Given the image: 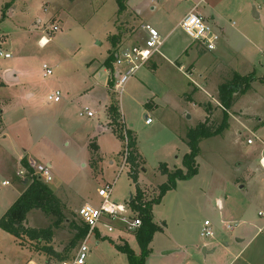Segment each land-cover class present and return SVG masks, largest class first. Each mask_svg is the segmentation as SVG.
Wrapping results in <instances>:
<instances>
[{
	"label": "rangeland",
	"instance_id": "obj_1",
	"mask_svg": "<svg viewBox=\"0 0 264 264\" xmlns=\"http://www.w3.org/2000/svg\"><path fill=\"white\" fill-rule=\"evenodd\" d=\"M42 2L47 4V13L42 11ZM32 3L31 9H28L27 5L22 3V0H16L15 4L21 9V14L15 15L12 19L7 17L5 9H3L4 13L0 12V32H10L11 34L5 35L7 41L2 47L8 48L12 54V58L0 57V67L15 63V65L27 66L30 69L37 70L39 73L35 75V83L42 85L45 89L53 85L52 79L57 71L61 70V67H64L66 63L71 65V62H68L70 58L83 62L85 67L92 63L91 69L95 66L100 67L97 63L105 58L107 49L111 45L114 46L113 44L118 43L115 44L117 47L115 50H117L119 47L128 44L127 39L134 43L138 42L142 38V35L137 34L139 24L141 22L155 23L153 19L159 16V12H151L150 9V6L156 5V3H151L149 0H137V5L134 7L133 24L127 28L125 22L122 21L129 20L128 13H125L126 16H124V13L118 10L116 0H32ZM166 5L170 8L168 22L161 26L155 23L157 30L163 37L167 34L160 47L162 51H165L166 47L172 48L170 44L173 40L190 42L189 37L180 28L170 34H168V30L173 28L177 18L190 7L191 1L167 0ZM254 8L260 12L259 17L255 16ZM220 10L224 18L222 23L214 25V28L216 27L220 31L221 39L223 36L232 47L239 49L240 53L244 52L246 57V60H242L240 56H236L234 59L230 57L221 59L227 65L239 62L241 59L242 63L236 65L240 72H246L250 63V68L255 70L253 78L258 80L260 78L259 74L264 73V0H225L220 6ZM58 11L60 15L57 19L58 24H56L58 29L52 30L54 22L50 19L53 12ZM36 18L42 20L43 23L37 24L35 22ZM211 24L215 23L211 22ZM239 28L250 39L244 46H241L243 40L240 37ZM124 31L127 32V35ZM42 34L50 39L41 43L39 37ZM192 52L193 50H188L189 54H183L180 61L184 63L186 57L189 60ZM215 54H218L217 50L207 51L203 54L199 61L195 63L192 72L187 71L186 68L180 69L177 65L165 66L163 64L158 67V71L155 73L151 69L152 67L144 66L143 69L148 71V76L140 77L141 69H138L127 81L123 94L121 96L115 94L119 110L122 109L125 118L133 123L137 145L144 158L145 171L141 170L144 181L156 185L157 182L163 180L157 170L164 161H168L171 166L176 164V167L178 166L186 171L182 159L184 152L187 151L186 153H188L190 149L185 143H180L176 131L182 130L187 122L185 119L187 114H184L186 108L188 114L192 115L191 120H188L190 123L197 122L198 118L202 117L201 109H203V106L198 101L206 98L204 91L193 92L192 98L187 97L192 92L193 85L191 82L196 83L197 80L199 81L198 77L201 72L204 71L209 76V88L206 90L210 95L214 94V91L210 88L218 80L217 75H219V72L216 73V71L223 69L220 60H214ZM16 61H20V63ZM43 63L52 68L53 74L51 76L42 77L41 68ZM57 63H61L60 69ZM222 78L227 80L225 76ZM131 87L134 89L133 94L136 95L137 101L129 99V94H131L129 89ZM257 87L264 95V84H258ZM40 93L36 96L41 103L39 101L37 103L39 108L44 106L42 104H45L47 95L45 91ZM147 102H150V104L146 105ZM90 106L89 108L96 110L95 106ZM154 106L158 109L149 110ZM144 108L150 111H147L149 114L145 113ZM195 108L199 112L195 113ZM84 109L87 110L88 107H84ZM90 111L92 110L90 109ZM97 113L101 114V111L98 110ZM145 114L152 119L155 118L153 123L148 126L144 124ZM32 115L30 111L25 121L27 126L29 124V132L24 129L25 127L21 129L23 134L22 147L31 144L36 135L40 133L38 122ZM86 119L82 116L75 121L78 124V129L86 125ZM249 123L253 125L255 119L252 118ZM257 128L264 130V120L258 124ZM31 134L35 136L33 139ZM173 134L176 138L173 137ZM246 134L244 133L238 140H235V146L228 139V136H218L217 134L212 135L213 137L202 138L199 141L198 145L201 151L195 157V161L197 158L196 173L198 172V175H195V173L186 179H176L175 186L167 191L162 202L153 208L156 221L159 223L165 222V232L156 235L153 247L155 248L153 254L156 255H151L152 251H150L145 264H148V260H150V264H214L218 262L216 256L218 254L221 256V251H225V247L221 244L222 241L231 240L237 230L235 228L228 231L220 227L218 210L213 201L208 205L205 202L204 209H200L204 198L203 191L208 192L210 188L211 191L217 190L220 185L222 188L225 185L224 190L227 195L232 197L231 199L236 202L245 200V190L237 188L234 182L235 178L244 174L243 170L237 167V163L243 162ZM248 136L251 137L250 134ZM70 144L72 145L73 141ZM75 144L77 150H75V156H71V159L63 156L56 157L54 159L55 164L50 168L52 179L48 183L60 197L64 217L59 226L53 227L51 239L49 241L29 239L25 235L14 237L0 227V264H25L27 260H33L36 264L45 261L56 262L57 256L44 249L48 245L53 248V251L60 252L67 258L71 257L80 240L70 246L71 238L75 233V229L71 227L70 222L74 221L76 224L81 225V220L77 216V208L84 202V200L74 195V190L79 189L82 195L89 196L91 199L89 202L93 204H97L100 200L97 189L106 185L111 184L109 199L116 203L124 204L130 193L134 191L135 182L127 173V164L119 171L121 157L100 153V156L98 154L94 156L90 164L87 159L88 154L85 145L82 146L81 140L75 142ZM257 146L258 143L254 142L250 147L252 153L248 152L249 156L250 154L252 156L253 165L256 166L261 164L260 157L264 156V151L261 154L256 151ZM41 147L42 145L39 143L36 149H41ZM111 159L114 160L112 164L110 163ZM36 160L41 159L36 157ZM35 162L47 164L45 161ZM83 162L85 165L81 164ZM212 167L216 169L215 177L211 175ZM11 176L14 175H9L6 170H0V216L15 201L19 190L24 186L21 182L13 181L14 178ZM2 179L12 180L11 184L2 185ZM158 192V185L147 188L146 197H154ZM255 215L258 217L256 211ZM56 217L55 214L47 215L42 210L34 208L26 214L23 223L25 226L36 228L47 227ZM204 219H209L212 224L214 237L211 239L210 237H202L199 234L200 226L197 227V224L202 223ZM109 223L114 226L112 231H108L107 227L101 223L97 226L99 237L93 233L87 240L89 264H128L126 253L116 248L117 244L123 242H127L133 251L138 252L139 247L135 240V234L130 230L122 229L116 221H110ZM168 237H171L176 244L180 245L175 246V243L169 242ZM207 241L217 243L218 249L213 253L204 255L201 246ZM233 241L232 239L229 249H239L242 246V243L235 244ZM260 241L264 242V238L254 240L246 251V254L255 259L256 264H264V258L259 257ZM162 246L165 247L161 252L174 250L175 248L176 251L159 254L160 251H157V249ZM255 252L257 256H255Z\"/></svg>",
	"mask_w": 264,
	"mask_h": 264
},
{
	"label": "crops",
	"instance_id": "obj_2",
	"mask_svg": "<svg viewBox=\"0 0 264 264\" xmlns=\"http://www.w3.org/2000/svg\"><path fill=\"white\" fill-rule=\"evenodd\" d=\"M15 1L16 0H0V12L5 9V11L7 12V17L10 19H12L15 15L18 16L21 14V9L16 6ZM136 1L137 0H125V2H123L124 8L121 10V12L124 13V16H126L125 13H128L129 20L122 22H125V26L127 28L131 26V24H133L132 19L134 20L135 16V14L133 13H135L134 7L137 5ZM190 1V7L181 16L177 18L173 28L168 30V34L174 32L176 29L179 28L184 32V30L179 26V21L182 19V17H184L186 13L190 11L199 12L201 15H203L205 22L213 30H215L219 36L216 41V47L213 49L217 50L218 52V54L214 55V60L219 59L220 63L223 64V69H219L218 71H216V73L219 72V75H217L218 80L210 88L214 91V94L210 95L208 90H206L207 88H209L208 83L210 79L204 71L201 72V74L199 75L198 78L200 80H197V84L195 82H191L193 88L191 89L192 92L189 93V95L187 96L188 98H192L191 95L193 94V92H199L201 90L204 91L206 98L209 95L210 98L208 97L207 99L204 98L203 100L198 101V103L203 106V109H201L202 117L200 119L198 118L197 122L194 121L190 123L188 121L191 120L192 115L188 114V109L186 108L184 110V114H187L185 116L187 122L185 123V126L182 130L175 131L179 136L178 139L180 140V143H185L186 145V133L188 129L190 127H194L199 122H203L205 119H208V123H213L214 125H223L221 132L217 135L228 136V139L234 146L236 144L235 140H238L241 136L244 135V133H247L245 146L246 148L244 149L245 154L243 155V162L237 163V167L241 168L244 174L242 176H239L238 178H235L234 182V185L237 186V188L245 190V200L243 202L234 201L233 199H231L232 197L230 195H227V193L225 192V185L223 186V188L220 185L217 190L215 189L211 191L210 188L208 192L203 191L204 198L200 205V209H204L205 202L208 205L210 202L213 201L218 210V221L220 223V227H223L228 231L236 228L237 233L232 236L231 240L233 239V242H235V244L242 243V246L239 249H229L228 247L230 245L231 240L222 241L221 244H223V247H225V251L221 252L225 256H223L222 254H220L221 256H219L218 254V256H216L218 262L214 264H256L255 259L251 258L249 254H246V251L248 247H250L252 242H254V240H258L261 237L264 238V156L260 157L261 164L256 166L253 165L251 159L252 156L251 154L249 156L248 152L250 151L252 153L250 147H252L254 142L258 143L256 151H258L259 154L264 151V130L257 128L258 124L262 123V121L264 120V117H261L264 116V95L261 94L260 89H258L257 87L258 84H264V73L259 74L260 78H258V80L252 78L250 81L249 88H247L244 92H240V89L243 87V85L238 84L237 88H235L232 91L231 95L228 96V106L222 104L219 97V86L222 83L229 82L232 79L233 75L236 73L241 76L247 74L253 75L255 73V70L250 68L251 66L249 63L248 70L246 69V72H240V70H238L237 68V63H242L240 58L239 62L231 63L228 65L221 59L225 57H230L231 59H234L236 56H240L242 60H246L245 53L242 52V54L240 53L239 49L232 47L229 41L223 38V36L221 39L220 31L218 30V28H214V25L221 24L222 19L224 18L221 13L220 6H222L225 0ZM149 2L156 3V5L154 4L150 6L151 12H159V16L156 19H153L155 23L160 26L166 24L169 20L170 14V8L168 7V5L165 6L167 0H149ZM22 3L26 4L28 9H31V6L33 5L32 0H22ZM42 3V11L44 13H47V4L46 2ZM5 4L6 7L4 8ZM254 11L258 14L259 17L260 12L257 11L255 8ZM59 16V11L53 12L50 21L54 22V24H58L57 19ZM36 19L37 20L35 22H37V24L43 23L42 20L38 18ZM16 20L18 21V19ZM129 21L130 23H128ZM211 22L215 24H211ZM144 23L141 22L139 24V29L137 31V34L142 35V38L145 36L144 30L141 28ZM155 23L150 22L149 24L156 28L157 26ZM239 33L240 37L243 40V44H241V46H244L245 44H247V42L250 41V39L248 38L247 34L243 33V30L241 28H239ZM0 34V46L2 47L6 44L7 41L5 35L11 34L10 32L4 31L0 32ZM125 34L127 35V32ZM41 36L44 35L42 34ZM166 36L167 34L164 38H166ZM187 37L189 36L187 35ZM44 40L45 38L42 42H45ZM127 40L128 44H126L125 46L132 45V43L134 44L133 41L129 39ZM189 40L190 42L173 40V42L170 44L172 48L166 47L165 51H162L159 48V50L152 55V57L147 61L144 66L152 67L151 69L154 70L155 73H157L158 67L163 64L165 66L177 65L180 69L186 68L187 71L192 72L195 63L199 61L200 57L207 51L213 50L206 49L198 41H193L191 37H189ZM115 44H113L114 46L111 45L107 49L105 58L102 61H98L97 64H99L100 67L95 66L93 69H91L92 63H90L88 67H85L83 62L75 61L73 60V58H70L68 61L71 62V65H68L69 63H66L64 67H61V63H57L58 68L60 69L61 67V70L57 71L56 75L52 79L53 85L48 87L47 89H45L42 85L35 83V75L36 73H39V71L37 70L30 69L27 66H19L18 64L15 65V63L7 64L4 67H0V170H6V172H9V175L13 174L14 176H11L12 178H14L12 179L13 181L16 180L24 184V186L19 190L18 196L25 190L27 184L29 183V180H26L25 175L19 176L17 175V173L20 170H23L24 168H28L29 160L45 161L49 165V167L52 168L55 164L54 159L56 157L63 156L71 159L73 156L76 155L75 142H78L79 140H81L82 146L85 145V149L88 154L87 159L90 164L92 163L96 154L99 155L100 153H105L109 156L113 154L116 157H121V166L119 169V171H121V169L126 165H122L123 142L122 139L119 138L113 131L114 126L111 123V117L108 112V107L111 104H114L117 107V110L119 111V120L122 121L121 123H123L129 130L132 131V134L135 137V152L137 155V162L139 164L136 183L143 191L144 199L151 198L149 196L148 198L146 197L147 188L156 187L157 185L159 186L161 182L166 181L167 175L163 174L160 168H158L157 173L160 177H162L163 180L157 182L156 185L152 184L149 181H144L142 178L143 173L141 170L145 171L144 158L140 153L139 147L137 145V138L135 135L134 126L132 122L125 118L122 109L119 110V107L116 104L115 93H113L110 89V68L104 64L108 53L117 48ZM2 49L4 51L10 52L8 48L2 47ZM188 50H193V52L190 53L189 60L188 57H186V61L183 63L182 61H180V58L185 53L189 54ZM8 58H12V54ZM20 61L16 62L20 63ZM143 67L140 68V77L142 78L148 76V71L144 70ZM52 74L53 71L48 76H51ZM41 75L42 77H48L43 76L42 68ZM223 76H225V78L227 77L228 81L222 78ZM55 90L60 91V99L58 101L49 100L47 98V95L54 92ZM129 90L131 92V94H129V99L135 101L136 95L133 94L134 89L131 87ZM43 91L47 92L46 101L45 104H42L44 106L39 108V105H37L39 98L36 96L41 94L40 92ZM150 91L151 90L149 89V92ZM6 92L7 94H5ZM123 92L121 93V95L123 94ZM193 101L197 102L196 100ZM149 104L150 102H147L146 105ZM90 105L95 106L97 112L98 110H100L101 114H98L96 110L89 108L91 107ZM155 106L152 107V109H149V107L151 108V106H149L148 109L157 110L158 108ZM84 107H88L87 110L91 109L92 115H87V110H85ZM149 110L145 109V113H148L147 111ZM30 111L31 115L33 114L32 117L36 118L38 122L40 133L39 135H36V137L31 134L32 139L33 137H35L34 141L28 146L22 147L21 145L23 142V134L21 129L25 127L24 129H26V131L28 130L29 124L27 126L25 121L28 118L26 116H28V113ZM194 111L195 113L199 112L196 108L194 109ZM82 116L87 118V123L86 125H83V127L78 129V124H76L75 121L79 120V117ZM144 116L146 117V114ZM252 118L255 119V123L253 125L249 123ZM154 119L155 118H153L150 123L144 122V124L148 126L153 123ZM249 134L251 135V137L248 136ZM173 137L176 138L174 134ZM248 138H251L252 142L248 143ZM71 141H73L72 145L70 144ZM39 143L42 145V147L41 149H36ZM199 151H201L200 148ZM36 157L41 160H36ZM110 163H114V160L111 159ZM163 163H165L168 170H173L178 167L175 166L176 164H174V166H171L168 161H164ZM81 164L85 165L84 162ZM127 166V173L129 174L130 166L128 164V160ZM215 172V167H212V177H215ZM195 175H198V172ZM4 180L8 179H2V185L7 186L11 184L12 180H8L9 182L7 184H3L2 181ZM48 186L55 193V189H53L49 183ZM73 193L77 198L84 200V202L91 201L89 196L82 195L79 189L74 190ZM134 194L135 189L132 193H130L129 198L126 201L131 199ZM56 196L60 198L57 194ZM163 197H165V194L162 196L160 202H162ZM160 202L157 204H153L152 206L153 221L161 226V230L156 231L153 234L152 240L149 243V247L152 251L151 255H156L153 254V250L155 249L153 248L154 239L156 235L158 233L165 232V222L159 223L154 217L155 210L153 208L160 204ZM255 211L258 217L255 215ZM259 212H262L263 215H259ZM232 221H235L236 225H234L230 229L227 228L226 224ZM202 223H199V225L197 224V227L200 226L201 228ZM132 232L134 233L135 231ZM94 234L95 236L99 237V232L97 229L95 230ZM213 237L214 234L212 237H210V239ZM168 238L169 242L175 243L171 237ZM179 245L176 244L175 246ZM217 246V243H215L214 241H207L202 244L201 248L204 255H206L217 251ZM164 247L165 246H162L157 249V251H160L159 254L172 253L176 251L175 248L174 250L161 252ZM258 251L260 252L259 257L264 258V242H261V248H259ZM139 252L140 248L138 249V252L135 253L139 254ZM255 256H257L256 252ZM148 264H150V260H148Z\"/></svg>",
	"mask_w": 264,
	"mask_h": 264
},
{
	"label": "trees",
	"instance_id": "obj_3",
	"mask_svg": "<svg viewBox=\"0 0 264 264\" xmlns=\"http://www.w3.org/2000/svg\"><path fill=\"white\" fill-rule=\"evenodd\" d=\"M116 1L118 4V10L121 11L124 8V0ZM3 11L4 10H2V13H4ZM114 39L115 38L113 37V40ZM114 51L115 50L108 53L104 62V64L110 68V72L113 69ZM252 78V74L241 76L236 73L229 82L222 83L219 86V97L221 103L228 106V96L231 95L232 91L237 88L238 84H242L243 87L240 89V92H244L247 88H249ZM110 84L112 85L111 78ZM108 112L111 117V123L114 126L113 131L119 138H121L119 131L122 125L119 121L117 107L114 104H111L108 107ZM222 128L223 125L221 124L214 125L213 123H208V119H205L203 122H199L194 127H190L186 133L187 145L190 151L185 153L182 159L186 167V171H183L179 167L173 170H168L165 163H161L159 168L163 174L167 175V179L158 186V194L154 197H151L150 199H144L143 191L136 183L139 166L135 152L136 141L132 131L127 129L130 146V152L127 159L130 166L129 176L136 183L135 194L129 200V204L132 209L138 211V215L141 219L140 226L134 232L136 242L140 248L139 254H136L129 247L127 242L116 245L118 250L126 253L128 264H145V260L151 251L149 243L152 240L153 234L156 231L161 230V226L153 221V204L159 203L162 196L175 186L176 179H186L196 173L197 168L195 157L199 152V141L202 138L220 133ZM34 208L42 210L47 215L55 214L57 217L47 227L36 228L25 226L23 223L25 216L30 210ZM61 208L62 203L60 199L55 195L48 184L41 181V179H39L37 176H33L29 178V183L27 184L25 190L16 198V200L0 217V227L12 234L14 237L25 235L29 239H43L45 241H49L52 237L53 227L59 226L61 220L64 218ZM70 225L73 227V229H75V233L73 234L70 243V246H73L78 240H81L85 236L88 227L83 222H81V225H78L74 221H71ZM44 249L55 254L57 256L56 261L67 258L60 252L53 251V248L50 247V245L45 246Z\"/></svg>",
	"mask_w": 264,
	"mask_h": 264
},
{
	"label": "built area",
	"instance_id": "obj_4",
	"mask_svg": "<svg viewBox=\"0 0 264 264\" xmlns=\"http://www.w3.org/2000/svg\"><path fill=\"white\" fill-rule=\"evenodd\" d=\"M179 26L184 32L192 38L193 41H198L206 49L213 50L216 47V41L218 34L213 30L204 20L203 15L197 11H190L182 17L179 21ZM141 28L145 32V36L138 42L121 46L114 51L113 69L110 72V78L112 85L111 91L121 96L126 82L134 75L138 69L143 67L146 62L156 53L164 41V37L160 32L149 23H144ZM56 24L52 25V30H57ZM45 38V42L50 38L41 36L39 41L41 43ZM11 56L10 52L4 51L0 46V57L8 58ZM43 76H48L52 73V68L46 63L42 64ZM47 98L52 101H58L60 99V91L55 90L48 94ZM87 115H92V111L87 110ZM120 121V120H119ZM152 121L151 117L146 115V123ZM122 122V121H120ZM120 134L123 142L122 150V165L127 164L128 155L130 152L129 136L127 133V127L121 123ZM247 142H252L251 138L247 139ZM29 168L20 170L17 175L26 177V180L33 176H37L44 183H48L52 179L50 167L48 164L37 163L35 161L28 162ZM123 167V166H122ZM9 181H2L3 184H7ZM111 185L97 189V195L100 200L97 204L91 202H84L77 208V216H79L81 222L87 225L88 230L85 236L77 244L73 254L69 258L58 260L56 262H43L40 264H89V247L87 244L88 238L95 233L99 224H104L108 231H112L114 226L110 221H116L120 224L122 229L136 231L141 224V219L138 215V211L132 209L129 200L124 204L110 201ZM259 215H263L259 212ZM109 221V222H105ZM236 225L235 221L228 222L227 228H232ZM199 234L202 237H212L214 234L212 224L209 219H204L200 228ZM25 264H36L33 260H27Z\"/></svg>",
	"mask_w": 264,
	"mask_h": 264
},
{
	"label": "water",
	"instance_id": "obj_5",
	"mask_svg": "<svg viewBox=\"0 0 264 264\" xmlns=\"http://www.w3.org/2000/svg\"><path fill=\"white\" fill-rule=\"evenodd\" d=\"M255 16H258V14L254 11Z\"/></svg>",
	"mask_w": 264,
	"mask_h": 264
},
{
	"label": "bare ground",
	"instance_id": "obj_6",
	"mask_svg": "<svg viewBox=\"0 0 264 264\" xmlns=\"http://www.w3.org/2000/svg\"><path fill=\"white\" fill-rule=\"evenodd\" d=\"M45 41V40H44Z\"/></svg>",
	"mask_w": 264,
	"mask_h": 264
}]
</instances>
